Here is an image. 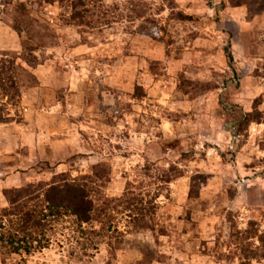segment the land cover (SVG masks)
Segmentation results:
<instances>
[{
    "label": "rangeland",
    "instance_id": "1",
    "mask_svg": "<svg viewBox=\"0 0 264 264\" xmlns=\"http://www.w3.org/2000/svg\"><path fill=\"white\" fill-rule=\"evenodd\" d=\"M12 1L0 0V60L16 63L22 96L2 101L0 213L7 189L99 165L108 197L135 185L157 211L154 231L119 215L104 241L63 220L45 248L0 249V264H264L232 239L264 236V9L101 0L110 25L79 29Z\"/></svg>",
    "mask_w": 264,
    "mask_h": 264
},
{
    "label": "trees",
    "instance_id": "2",
    "mask_svg": "<svg viewBox=\"0 0 264 264\" xmlns=\"http://www.w3.org/2000/svg\"><path fill=\"white\" fill-rule=\"evenodd\" d=\"M37 9L50 5L64 11L63 22L68 27L94 29L110 25L108 11L101 0H37ZM234 7L264 9V0H229ZM10 2H13L10 0ZM21 12L25 6L20 4ZM230 62L233 57L229 54ZM22 93L17 79L16 63L0 60V124L8 122L6 104L19 103ZM259 121V120H258ZM253 123L254 120L250 119ZM109 182V172L101 165L95 166L89 175L72 177L67 173L55 175L50 181L7 189L4 192L7 207L0 213V249L12 255H30L35 250L45 248L51 241V231L55 224L71 219L86 234L84 227L93 237L104 241L115 229L118 232V216L126 217L128 231H154V217L157 211V197L146 190L129 184L125 192L116 198L105 194ZM172 179L168 178L167 183ZM100 226V230L94 229ZM117 229V230H116ZM239 232L232 233V239L247 252V260L264 259V251L259 254L250 250V240L257 238L264 248V236L258 232L246 231L243 238ZM5 254V255H6Z\"/></svg>",
    "mask_w": 264,
    "mask_h": 264
}]
</instances>
